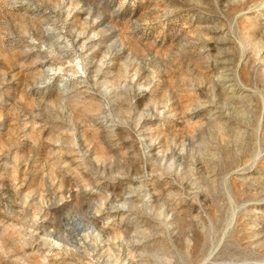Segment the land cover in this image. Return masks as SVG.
Listing matches in <instances>:
<instances>
[{
	"label": "rangeland",
	"instance_id": "rangeland-1",
	"mask_svg": "<svg viewBox=\"0 0 264 264\" xmlns=\"http://www.w3.org/2000/svg\"><path fill=\"white\" fill-rule=\"evenodd\" d=\"M0 264H264V0H0Z\"/></svg>",
	"mask_w": 264,
	"mask_h": 264
},
{
	"label": "bare ground",
	"instance_id": "bare-ground-1",
	"mask_svg": "<svg viewBox=\"0 0 264 264\" xmlns=\"http://www.w3.org/2000/svg\"><path fill=\"white\" fill-rule=\"evenodd\" d=\"M89 46V45H88ZM233 76V75H232ZM224 77V76H223ZM226 78V77H225ZM224 81H226V82H230V79L229 78H226V79H224ZM223 82V81H222ZM233 82V81H232ZM231 82V83H232ZM225 84V83H224ZM228 85V84H227ZM228 89V88H227ZM231 89V88H230ZM236 91V90H235ZM234 92V91H233ZM231 96V95H230ZM121 213V212H120Z\"/></svg>",
	"mask_w": 264,
	"mask_h": 264
}]
</instances>
